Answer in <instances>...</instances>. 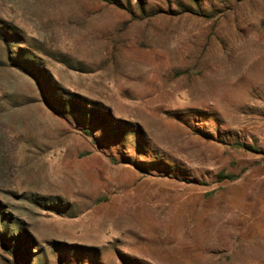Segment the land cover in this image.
Wrapping results in <instances>:
<instances>
[{
    "label": "rangeland",
    "instance_id": "374dc122",
    "mask_svg": "<svg viewBox=\"0 0 264 264\" xmlns=\"http://www.w3.org/2000/svg\"><path fill=\"white\" fill-rule=\"evenodd\" d=\"M0 264H264V0H0Z\"/></svg>",
    "mask_w": 264,
    "mask_h": 264
},
{
    "label": "trees",
    "instance_id": "16d2710c",
    "mask_svg": "<svg viewBox=\"0 0 264 264\" xmlns=\"http://www.w3.org/2000/svg\"><path fill=\"white\" fill-rule=\"evenodd\" d=\"M102 1H105V2H108V3H112V4H118V0H102ZM235 147L237 148H244V149H247V150H252V151H257V149L251 145H243L241 143H236L234 145ZM222 177L224 178V175H222Z\"/></svg>",
    "mask_w": 264,
    "mask_h": 264
}]
</instances>
